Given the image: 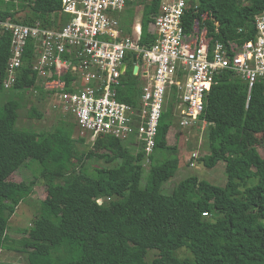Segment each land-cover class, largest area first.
I'll use <instances>...</instances> for the list:
<instances>
[{"label":"trees","instance_id":"obj_1","mask_svg":"<svg viewBox=\"0 0 264 264\" xmlns=\"http://www.w3.org/2000/svg\"><path fill=\"white\" fill-rule=\"evenodd\" d=\"M160 4L161 0L127 2L118 15L124 34L132 32L133 8L142 5L140 45L150 47L155 40L150 25ZM263 10L264 0H189L184 29L189 33L193 21H201L207 13L209 18L202 24L212 43H242L253 38L255 16ZM7 18L51 30L60 29L69 19L61 0H0V20ZM10 48L11 33L0 29V91ZM132 56L129 53L125 59L127 70L118 100L137 106L141 80L133 75ZM33 57L34 41L29 40L10 91L42 92L32 69ZM247 97L244 80L223 72L216 76L199 117L206 125L208 153L198 161L208 169L224 162L225 185L189 176L169 194L163 186L182 164L174 152L177 146L167 143V134L177 123L174 88L149 156L148 186L142 185V150L134 152L120 140L100 135L81 152L78 144L84 145V139L72 138L64 125L40 133L17 129L21 103L5 102L0 106V253L8 247L10 218L36 186L35 181L20 184L9 177L34 163L48 197L40 202L26 230L28 237L21 242L27 264H264V157L260 154L264 79L255 83L248 101ZM29 116L41 118L34 108ZM95 158L107 166L90 172L86 163ZM183 248L190 257L176 255ZM150 250L157 255L147 263Z\"/></svg>","mask_w":264,"mask_h":264},{"label":"built area","instance_id":"obj_2","mask_svg":"<svg viewBox=\"0 0 264 264\" xmlns=\"http://www.w3.org/2000/svg\"><path fill=\"white\" fill-rule=\"evenodd\" d=\"M133 1L61 0L62 12L69 19L58 30L38 23L18 24L11 18L0 20V29L11 33L2 87L13 88L27 42L34 41L32 69L38 86L52 98L51 109L71 115L79 136L90 138L91 144L100 135L112 136L134 152L142 150L146 164L172 88L176 93L173 112L181 129L200 123L207 94L223 72L243 79L247 101L250 99L255 83L264 79V10L255 16L252 39L212 43L202 24L209 18L207 13L201 15V21L195 19L186 33L189 0H161L150 25L154 43L144 47L140 45V21L125 35L118 18L127 2ZM129 53L136 59L133 75L141 80L137 106L118 100ZM198 157L197 152L191 153L188 163L193 165Z\"/></svg>","mask_w":264,"mask_h":264},{"label":"rangeland","instance_id":"obj_3","mask_svg":"<svg viewBox=\"0 0 264 264\" xmlns=\"http://www.w3.org/2000/svg\"><path fill=\"white\" fill-rule=\"evenodd\" d=\"M20 15V14H19ZM142 5L133 8L134 24L141 20ZM18 101L21 107L18 110V119L16 128L26 132H49L54 131L57 127L64 125L66 131L72 132V138L78 139L79 132L74 118L71 115L63 116L59 112L51 109L52 98L44 91L28 90L22 92L0 91V106L7 101ZM34 108L41 118L30 117L29 112ZM70 125V126H69ZM69 126V127H68ZM84 145L78 144L82 152L86 148H91L92 141L90 138L83 137ZM206 136V125L199 123L187 129H180L178 120L167 134V143L169 147L177 146L175 153L178 154L182 164L176 175L164 184V192L169 194L172 189L183 179L189 176H196L200 180H205L215 186L223 187L226 183L225 164L219 162L214 168L208 169L198 159L208 153V142ZM197 152L198 159L193 165L188 163L191 153ZM176 154V155H177ZM264 157V149L260 150ZM171 156V155H169ZM144 165V174L142 185H149L151 180L149 162ZM107 164L101 159H91L86 163L87 169L91 172L94 168L105 167ZM77 168H80L79 166ZM38 166L34 163L22 167L9 177V181L24 184L29 181H35L31 195L25 199L18 207L15 214L8 222V247L0 253V264H27L26 254L22 253V241L28 237L26 230L31 226L32 221L39 212L40 202L48 197V191L43 180L39 178ZM151 186V185H150ZM157 253L150 250L145 261L149 263ZM178 257H190L186 249L177 251Z\"/></svg>","mask_w":264,"mask_h":264},{"label":"water","instance_id":"obj_4","mask_svg":"<svg viewBox=\"0 0 264 264\" xmlns=\"http://www.w3.org/2000/svg\"><path fill=\"white\" fill-rule=\"evenodd\" d=\"M135 55L133 56V61L135 62ZM122 68H124V66L122 67ZM136 71V67H134V72Z\"/></svg>","mask_w":264,"mask_h":264},{"label":"clouds","instance_id":"obj_5","mask_svg":"<svg viewBox=\"0 0 264 264\" xmlns=\"http://www.w3.org/2000/svg\"><path fill=\"white\" fill-rule=\"evenodd\" d=\"M4 90V89H3ZM11 90V89H10ZM10 90H7V91H10Z\"/></svg>","mask_w":264,"mask_h":264},{"label":"crops","instance_id":"obj_6","mask_svg":"<svg viewBox=\"0 0 264 264\" xmlns=\"http://www.w3.org/2000/svg\"><path fill=\"white\" fill-rule=\"evenodd\" d=\"M4 91H7V90H4Z\"/></svg>","mask_w":264,"mask_h":264}]
</instances>
